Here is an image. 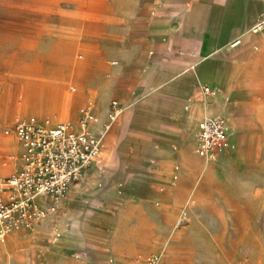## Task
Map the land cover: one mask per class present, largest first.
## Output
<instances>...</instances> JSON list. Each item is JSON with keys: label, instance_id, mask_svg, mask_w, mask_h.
Returning <instances> with one entry per match:
<instances>
[{"label": "rangeland", "instance_id": "rangeland-1", "mask_svg": "<svg viewBox=\"0 0 264 264\" xmlns=\"http://www.w3.org/2000/svg\"><path fill=\"white\" fill-rule=\"evenodd\" d=\"M152 9L153 0H0V176L18 163V143L4 133L15 119L33 114L75 122L78 108L92 100L97 106L96 130L107 119L112 99L122 106L103 138L104 172H92L71 185L59 198L55 213L32 229L9 231L0 241V264H108L109 257L126 264L138 252L159 253L160 264H264V131L253 132V145L214 172V162L230 155L227 147L212 159L195 158L193 166L170 155L192 142V126L202 114L193 115L189 132L170 126L146 130L128 115L141 99L138 87L148 56L144 32ZM204 63H196L202 74L207 71ZM53 87H65V93L72 95L66 104L67 118H54L58 109L51 103L60 96L50 90ZM198 97L202 99L199 95L192 99ZM259 97L257 93L254 100ZM203 101L209 104L207 113L217 111L218 96ZM196 105L194 101L190 113ZM236 107L243 113L252 108ZM259 117L263 122L264 111ZM227 120L233 128L254 126L229 114ZM199 159L209 162V173L189 177L185 166L196 170ZM175 164L177 178H173ZM172 181L180 187L171 210L158 197L146 198L153 209L149 214L162 227L147 246L137 245L130 252L103 243L112 234L109 221L124 209L120 208L124 196L135 205L140 190L168 192ZM96 207L101 215L90 231L68 239L65 221L81 211L85 217ZM135 223L132 215L129 225ZM42 225L44 233L38 231ZM12 234L29 239L17 248L19 263L4 259L10 246L7 236Z\"/></svg>", "mask_w": 264, "mask_h": 264}, {"label": "crops", "instance_id": "crops-1", "mask_svg": "<svg viewBox=\"0 0 264 264\" xmlns=\"http://www.w3.org/2000/svg\"><path fill=\"white\" fill-rule=\"evenodd\" d=\"M263 13L264 0H153V9L144 32V47H148V56L138 87L141 99L128 112L129 117L146 130L170 126L189 132L194 115L190 109L194 101L204 107L203 98L218 96L217 111L207 113L195 122L207 115L220 114L228 123L230 142L226 150H231V153L226 155L224 152L226 156L214 162V172L228 158H237L239 150L253 145V132L264 131V121H254L252 127L233 128L227 120L228 114L236 106L264 104V29L251 30ZM198 60L205 62L203 68H206V74L196 69ZM203 86L212 88L214 94L204 95ZM257 93L260 95L258 101L254 100ZM197 95L202 99H192ZM190 141L170 153L171 157L201 158L190 146L193 138ZM199 162L201 166L196 170L185 166L189 177H194L195 173H209V162L202 159ZM144 180L149 183L148 178ZM171 185V190L164 193H157L151 188L140 190L135 205L130 197L124 196L120 206L124 209L121 208L117 217L109 221L112 234L104 237L103 243L115 250L130 252L137 245L147 246V240L159 230L162 231V227L157 223L158 218L149 214L153 209L145 202L146 198L158 197L165 204L163 206L171 210L174 191L179 183L172 181ZM93 210L85 217L81 211L78 217L65 221L63 231L68 239L80 238L85 231H90L94 220L101 215L97 207ZM132 215L136 217L133 226L129 225ZM43 226L38 229L41 233L47 231ZM13 237L21 247L29 243L26 236L14 234ZM4 259L8 263L12 260L20 262L9 256L7 251Z\"/></svg>", "mask_w": 264, "mask_h": 264}, {"label": "built area", "instance_id": "built-area-1", "mask_svg": "<svg viewBox=\"0 0 264 264\" xmlns=\"http://www.w3.org/2000/svg\"><path fill=\"white\" fill-rule=\"evenodd\" d=\"M262 29L264 13L251 27L254 32ZM202 92L214 94L209 86H203ZM121 111V103L112 99L107 119L95 130V105L87 100L78 108L75 122L32 114L15 119L4 129L18 143L19 153L15 169L0 176V241L11 230L32 229L55 213L59 198L71 185L92 172H104L99 160L103 138ZM229 131L222 115L204 116L193 126V152L207 159L218 156L227 147ZM178 173L175 164L173 178ZM107 261L117 264L113 258ZM126 264H160V255L137 253Z\"/></svg>", "mask_w": 264, "mask_h": 264}, {"label": "bare ground", "instance_id": "bare-ground-1", "mask_svg": "<svg viewBox=\"0 0 264 264\" xmlns=\"http://www.w3.org/2000/svg\"><path fill=\"white\" fill-rule=\"evenodd\" d=\"M227 86V85H226ZM65 87H53L50 90L54 91L53 93L60 96L58 101H53L51 103V105L54 106L55 109H58V113L54 115L55 119H63V118H67L69 111L66 108V104L72 99V95L65 93L64 90ZM72 90H74V87ZM44 94V93H43ZM45 98V97H43ZM45 100V99H44ZM57 100V99H55ZM2 104V102H1ZM44 104V103H43ZM205 106L204 107H200L199 105H196L191 113H198V114H206L210 109H209V104L208 103H204ZM43 109V108H42ZM264 111V104H255L252 106V108L243 113L240 112L238 107L232 108V110L229 113L230 118H239L242 119L243 121H246L250 124H254V121H259V116L263 113ZM37 115H41V114H37ZM230 142V135L228 136V141H227V146L229 145ZM109 152V151H108ZM107 155V154H106ZM109 155V154H108ZM110 158V157H109ZM187 162H189V164L191 166H193L194 164V159L195 158H184ZM100 164L101 166L103 165V163L105 162L103 160V150L100 152ZM5 169L1 168V172H5ZM77 185V184H76ZM75 186V185H74ZM179 195V188L177 187V189H175L174 191V195L173 197H177ZM46 232V231H45ZM44 233V232H43ZM14 234L7 236V241L9 242V249L7 248V252L11 253V256L14 257L16 260H21L22 256L20 254V252L17 250V248H22L21 246L18 245V243L16 242V238L13 237ZM18 238V237H17ZM6 239H4L3 241H5ZM3 250V246L0 245V251Z\"/></svg>", "mask_w": 264, "mask_h": 264}]
</instances>
